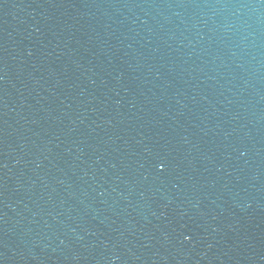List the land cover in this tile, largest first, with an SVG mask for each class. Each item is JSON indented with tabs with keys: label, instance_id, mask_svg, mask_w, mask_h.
Returning <instances> with one entry per match:
<instances>
[{
	"label": "water",
	"instance_id": "water-1",
	"mask_svg": "<svg viewBox=\"0 0 264 264\" xmlns=\"http://www.w3.org/2000/svg\"><path fill=\"white\" fill-rule=\"evenodd\" d=\"M0 264H264V0H0Z\"/></svg>",
	"mask_w": 264,
	"mask_h": 264
},
{
	"label": "snow or ice",
	"instance_id": "snow-or-ice-1",
	"mask_svg": "<svg viewBox=\"0 0 264 264\" xmlns=\"http://www.w3.org/2000/svg\"><path fill=\"white\" fill-rule=\"evenodd\" d=\"M163 170V166H161V171Z\"/></svg>",
	"mask_w": 264,
	"mask_h": 264
}]
</instances>
